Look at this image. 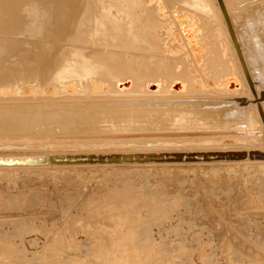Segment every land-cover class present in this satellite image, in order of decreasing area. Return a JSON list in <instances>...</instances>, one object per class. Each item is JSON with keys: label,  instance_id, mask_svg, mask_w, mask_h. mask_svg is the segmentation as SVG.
<instances>
[{"label": "bare ground", "instance_id": "6f19581e", "mask_svg": "<svg viewBox=\"0 0 264 264\" xmlns=\"http://www.w3.org/2000/svg\"><path fill=\"white\" fill-rule=\"evenodd\" d=\"M11 1L0 169L264 162V0Z\"/></svg>", "mask_w": 264, "mask_h": 264}, {"label": "rangeland", "instance_id": "374dc122", "mask_svg": "<svg viewBox=\"0 0 264 264\" xmlns=\"http://www.w3.org/2000/svg\"><path fill=\"white\" fill-rule=\"evenodd\" d=\"M131 263L264 264V162L0 169V264Z\"/></svg>", "mask_w": 264, "mask_h": 264}]
</instances>
